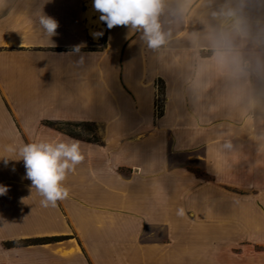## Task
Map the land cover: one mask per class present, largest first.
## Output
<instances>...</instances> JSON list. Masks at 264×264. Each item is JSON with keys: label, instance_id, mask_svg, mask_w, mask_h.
<instances>
[{"label": "crops", "instance_id": "1", "mask_svg": "<svg viewBox=\"0 0 264 264\" xmlns=\"http://www.w3.org/2000/svg\"><path fill=\"white\" fill-rule=\"evenodd\" d=\"M42 3L0 0V157L73 139L85 159L55 207L0 160V264H264V0H162L157 49L93 0L44 4L49 39ZM38 238L60 239L4 246Z\"/></svg>", "mask_w": 264, "mask_h": 264}, {"label": "clouds", "instance_id": "2", "mask_svg": "<svg viewBox=\"0 0 264 264\" xmlns=\"http://www.w3.org/2000/svg\"><path fill=\"white\" fill-rule=\"evenodd\" d=\"M49 2L50 0H43L37 19L41 29L50 39L57 34L59 24L43 12V5ZM93 7L100 13L99 20L105 23L108 29L123 26L130 30L142 31L141 38L151 49L164 45L167 37L170 36V33L162 31L159 19L162 0H93ZM102 35L103 32L93 33L94 38ZM79 50L80 46H77L75 51L79 52ZM231 147V143H226L222 149L224 151ZM7 152L19 158L0 157V160L5 165L10 161H23L26 169L24 178L31 181V190L35 189L43 198L41 204L44 207H55L58 201L69 197L71 190L63 182L68 173L75 171L85 159L81 143L73 139L39 141L23 144L18 148L9 146ZM8 191L7 186L0 185V196ZM177 214L183 215V208L179 209Z\"/></svg>", "mask_w": 264, "mask_h": 264}, {"label": "trees", "instance_id": "3", "mask_svg": "<svg viewBox=\"0 0 264 264\" xmlns=\"http://www.w3.org/2000/svg\"><path fill=\"white\" fill-rule=\"evenodd\" d=\"M160 88V87H159ZM161 88L159 89L160 94L161 93ZM161 99H159L157 101V113L160 114L161 113ZM48 125L54 129H56L57 131L63 132L65 134H67L70 137L76 138V139H82L81 137L77 136L74 132L71 131H67L65 129V127H71V128H76L79 127L81 124H71V123H59V124H53V123H48ZM91 141V140H88ZM92 142H97L99 143V140H95ZM60 238H38V239H25V240H20V241H16V242H11V243H5L4 246L5 247H10V246H28V245H38V244H44V243H50L54 240H59Z\"/></svg>", "mask_w": 264, "mask_h": 264}, {"label": "rangeland", "instance_id": "4", "mask_svg": "<svg viewBox=\"0 0 264 264\" xmlns=\"http://www.w3.org/2000/svg\"><path fill=\"white\" fill-rule=\"evenodd\" d=\"M159 99H162V97H159ZM65 129L67 131L74 132L77 136L85 140H91V141L99 140V138L95 134V128L89 124H81L79 127L76 128L65 127Z\"/></svg>", "mask_w": 264, "mask_h": 264}, {"label": "bare ground", "instance_id": "5", "mask_svg": "<svg viewBox=\"0 0 264 264\" xmlns=\"http://www.w3.org/2000/svg\"><path fill=\"white\" fill-rule=\"evenodd\" d=\"M90 33H91V35L93 36V32L91 31ZM93 37H94V36H93Z\"/></svg>", "mask_w": 264, "mask_h": 264}]
</instances>
